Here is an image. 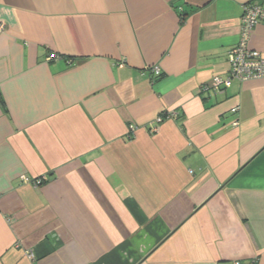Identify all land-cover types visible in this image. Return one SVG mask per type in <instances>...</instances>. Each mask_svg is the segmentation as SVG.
<instances>
[{"label": "crops", "instance_id": "crops-1", "mask_svg": "<svg viewBox=\"0 0 264 264\" xmlns=\"http://www.w3.org/2000/svg\"><path fill=\"white\" fill-rule=\"evenodd\" d=\"M252 2L0 0V264H264Z\"/></svg>", "mask_w": 264, "mask_h": 264}, {"label": "built area", "instance_id": "built-area-1", "mask_svg": "<svg viewBox=\"0 0 264 264\" xmlns=\"http://www.w3.org/2000/svg\"><path fill=\"white\" fill-rule=\"evenodd\" d=\"M260 23H264V5L257 2L244 5L240 39L228 56L229 75L225 78L215 77L210 84L201 89V92L219 91L224 88H230L234 80L243 82L264 78V56L259 51L249 47L250 37ZM56 57V55H51L50 59ZM149 70L156 78L161 76L159 67L154 66ZM232 112H237V109H234ZM177 117L178 115L175 112H166L160 118L159 122H162L164 119H177ZM237 124L236 122L235 125ZM155 131L153 128L151 132L154 133ZM34 184H38V182ZM30 257H33L32 254ZM235 264L240 263L236 262Z\"/></svg>", "mask_w": 264, "mask_h": 264}, {"label": "trees", "instance_id": "trees-1", "mask_svg": "<svg viewBox=\"0 0 264 264\" xmlns=\"http://www.w3.org/2000/svg\"><path fill=\"white\" fill-rule=\"evenodd\" d=\"M32 183H35V181H33Z\"/></svg>", "mask_w": 264, "mask_h": 264}]
</instances>
